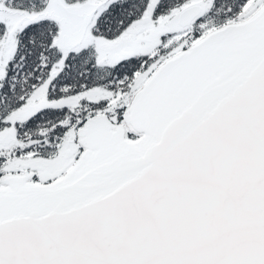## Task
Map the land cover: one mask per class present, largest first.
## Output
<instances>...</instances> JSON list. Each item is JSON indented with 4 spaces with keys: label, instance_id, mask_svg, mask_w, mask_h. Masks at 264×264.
Listing matches in <instances>:
<instances>
[{
    "label": "snow or ice",
    "instance_id": "6c2138e0",
    "mask_svg": "<svg viewBox=\"0 0 264 264\" xmlns=\"http://www.w3.org/2000/svg\"><path fill=\"white\" fill-rule=\"evenodd\" d=\"M0 264H264V0H0Z\"/></svg>",
    "mask_w": 264,
    "mask_h": 264
}]
</instances>
